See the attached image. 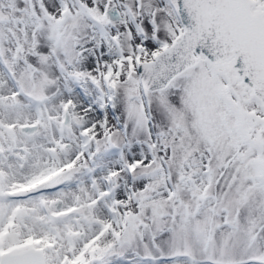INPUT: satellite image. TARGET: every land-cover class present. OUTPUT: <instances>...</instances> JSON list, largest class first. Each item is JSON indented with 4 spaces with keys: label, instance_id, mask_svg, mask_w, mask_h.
<instances>
[{
    "label": "snow or ice",
    "instance_id": "snow-or-ice-1",
    "mask_svg": "<svg viewBox=\"0 0 264 264\" xmlns=\"http://www.w3.org/2000/svg\"><path fill=\"white\" fill-rule=\"evenodd\" d=\"M0 264H264V0H0Z\"/></svg>",
    "mask_w": 264,
    "mask_h": 264
}]
</instances>
